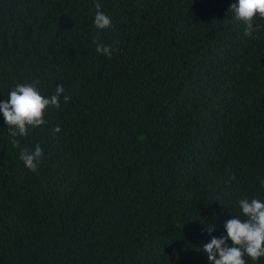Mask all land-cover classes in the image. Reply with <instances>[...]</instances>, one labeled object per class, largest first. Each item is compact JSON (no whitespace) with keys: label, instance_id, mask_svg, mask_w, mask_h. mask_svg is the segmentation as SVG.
Instances as JSON below:
<instances>
[{"label":"trees","instance_id":"trees-1","mask_svg":"<svg viewBox=\"0 0 264 264\" xmlns=\"http://www.w3.org/2000/svg\"><path fill=\"white\" fill-rule=\"evenodd\" d=\"M96 2L0 0V102L65 90L19 147L0 112V264H209L238 201H264V20L245 37L235 0H98L97 30Z\"/></svg>","mask_w":264,"mask_h":264},{"label":"clouds","instance_id":"clouds-1","mask_svg":"<svg viewBox=\"0 0 264 264\" xmlns=\"http://www.w3.org/2000/svg\"><path fill=\"white\" fill-rule=\"evenodd\" d=\"M94 27L104 30L111 26V19L101 10V4L95 3ZM232 13L235 23L244 26L245 37H252L260 25L258 20H264V0H235L228 9ZM96 43V51L111 58L113 49ZM39 81L32 83L16 84L8 93L5 101L0 102V112L3 113L5 126L12 137L13 147H19L18 137H26L29 129L41 127L47 123L45 115L49 109L60 107V97L64 93L62 85H57L50 96L41 95L37 85ZM69 97L64 95V101ZM59 126L53 129L54 133L60 132ZM44 155V150L39 144L34 150L27 147L21 149L20 159L25 167L35 172ZM264 187V180L260 181ZM241 215L236 216L224 224L226 235L219 238L213 236L209 243L203 245V251L207 253L209 264H247V260L253 262L264 258V201L257 198H242L238 201ZM215 230L214 226L207 228L209 235ZM230 241V243H229Z\"/></svg>","mask_w":264,"mask_h":264}]
</instances>
